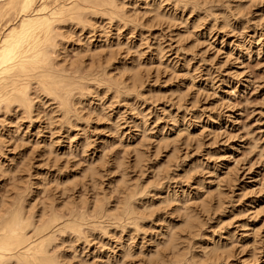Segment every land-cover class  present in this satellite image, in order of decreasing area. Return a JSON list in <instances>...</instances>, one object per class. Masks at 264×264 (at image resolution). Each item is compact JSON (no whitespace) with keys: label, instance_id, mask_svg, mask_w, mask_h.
<instances>
[{"label":"rangeland","instance_id":"1","mask_svg":"<svg viewBox=\"0 0 264 264\" xmlns=\"http://www.w3.org/2000/svg\"><path fill=\"white\" fill-rule=\"evenodd\" d=\"M121 2L128 27L96 17L68 35L66 24L55 61L70 73L112 67L123 86L135 68L136 100L103 85L85 90L69 120L42 91L33 114L1 111L0 202L22 192L36 217L53 207L90 215L97 199L116 208L143 185L152 195L141 229L58 235L51 253L63 264H161L171 259L169 226L181 237V264H264V0ZM189 210L199 232L183 227Z\"/></svg>","mask_w":264,"mask_h":264},{"label":"bare ground","instance_id":"2","mask_svg":"<svg viewBox=\"0 0 264 264\" xmlns=\"http://www.w3.org/2000/svg\"><path fill=\"white\" fill-rule=\"evenodd\" d=\"M1 1L2 0H0V113H2L1 111L12 109V107L20 108L26 112V114L32 113L36 107L33 101L35 99L32 98H40L39 92L42 91L43 94L46 95L45 97L52 98V100L60 104L65 112V114H63L66 115L67 120H69L68 118L71 117L70 113L73 112L72 107H76L78 104L81 105L83 103L85 97L84 93H87L85 90L89 89L88 91H92V88H94L96 91L97 89L99 91V87H103V85L106 86H104L107 90L106 92H112L114 98H124L126 101L136 100V82L140 79L139 74L134 72L135 68L134 70L133 68L131 69L132 73H130L132 75L128 78L129 82L130 80L132 81V84L123 86L121 81H118L121 83L120 84L114 80L116 76L112 78V74L109 75L110 73L108 72L112 67H108L109 69L105 67L101 71L91 70L86 74H82L79 71L70 73L66 71L65 68L59 69L60 67L56 66L57 63L55 61L57 60L56 58L60 56L61 50L66 49L64 47L65 45L62 44V38L66 36L63 35V30L65 29L64 25H70L66 27V34L69 33V30L72 29L74 25L84 27L94 22L92 18L96 17H100L99 20L101 19L103 22L106 20L108 22H117L119 25L121 23L127 25V19H125L126 13L121 11L122 8L120 9V6L122 7L124 4V2H121L122 0ZM173 1L176 6L182 2V0ZM192 8H195V6ZM237 8H239V6H237ZM7 17H10V19L4 23ZM224 19L226 20V17H224ZM228 21L230 20L228 19ZM228 21H226L227 24ZM222 22H224V25L226 24L225 21ZM96 23L95 20V24ZM91 26L94 27L93 25ZM95 90L93 92H96ZM91 95H93V93H90L89 97ZM42 101H40V106H45L44 100ZM17 116L18 115H16V118ZM79 120L81 121V118ZM143 156V154L138 153L136 162H144ZM91 168L89 169L91 171V178H94L98 173V169H94L93 166ZM115 168L121 169L124 168V165L122 162L117 161L115 163ZM155 188H153V190ZM126 194L122 195L124 197L121 198L116 208L111 206L110 199H103L104 201L101 200L102 197L97 199L90 214L92 217H90L87 211L86 213L83 212L80 214L75 210H71L69 215H67L68 213L64 215L61 211L62 214L57 212L60 208L56 211V209H53L54 207L52 209L50 208L51 210L48 209L49 211L43 210L45 212H43V214L41 212V215L36 217V212L33 213V210L31 211L29 208L32 207V204L30 202L31 206H29L30 204H26L28 208L25 205V201H27L25 198L26 195L22 194V192L17 193L15 197H13V195L12 198L11 196L10 198L7 197L9 200H7L6 203L0 202V204H2L0 208V264H61V257L59 259V255L57 257V255L52 254L50 251L54 244V238L58 235L59 237L67 235L69 239L73 238L74 235L75 237L76 235H84L85 237L87 234L85 235L84 230L105 229V226L114 229L122 228V232L126 229H130V231L134 230L135 232V229L142 227L144 223L145 216H143V214L145 213H140L142 210L140 208L141 205L145 203L146 198L150 197L151 191L149 187L137 185L130 189L128 188ZM27 199H29L28 196ZM33 207H35V205ZM65 209H67V207ZM75 209L77 210V208ZM30 211L32 213H30ZM93 217H95V219ZM182 222L185 230L191 233L199 232L200 217L198 214L194 213V211H186ZM171 228L169 226L167 227L163 242L168 247V250L171 251V259L169 261L161 259V264H181L183 263L182 261H184V256L186 258L183 252L182 254H180L181 251L180 253L178 252V249L182 246L180 234ZM71 240L72 242H76L73 241L74 239ZM218 247L219 248H214L212 253H218L220 246Z\"/></svg>","mask_w":264,"mask_h":264}]
</instances>
